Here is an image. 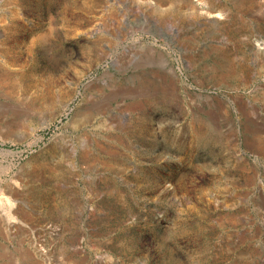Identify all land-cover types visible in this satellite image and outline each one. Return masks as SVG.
I'll return each instance as SVG.
<instances>
[{
	"label": "rangeland",
	"instance_id": "1",
	"mask_svg": "<svg viewBox=\"0 0 264 264\" xmlns=\"http://www.w3.org/2000/svg\"><path fill=\"white\" fill-rule=\"evenodd\" d=\"M19 2L0 264H264V0Z\"/></svg>",
	"mask_w": 264,
	"mask_h": 264
},
{
	"label": "bare ground",
	"instance_id": "2",
	"mask_svg": "<svg viewBox=\"0 0 264 264\" xmlns=\"http://www.w3.org/2000/svg\"><path fill=\"white\" fill-rule=\"evenodd\" d=\"M4 1L6 0H0V4H2ZM14 3V11H13V18L14 21L17 22L18 21V17H19V4H20V0H12ZM9 4V3H8ZM7 5V4H6ZM5 10V9H4ZM13 10V9H12ZM10 30V29H9ZM4 41V40H3ZM144 41H142L141 43H143ZM8 47V46H7ZM17 50V49H16ZM11 52V51H10ZM4 53L0 52V68H3L5 71H7V73H9V71L12 69H16L17 70V74H15V76H19V75H28L30 76V81L28 82V87L29 90L32 88H34L36 86V72L35 70H33L30 73H27L24 69V66H22L21 64L18 63V60L15 59V57H13V55L11 54L12 57L9 58H4ZM28 70V69H26ZM14 74V73H13ZM175 74V73H174ZM8 76V75H7ZM6 77V76H4ZM23 77V76H22ZM21 77V78H22ZM28 78V77H27ZM25 79V78H24ZM10 80V79H9ZM7 80V81H9ZM17 80V79H16ZM15 81V80H14ZM21 83V82H20ZM59 94V93H58ZM16 185V184H15ZM1 201V200H0ZM5 210H4V205L2 202H0V215L4 214ZM10 225V224H9ZM2 254H0V258H1ZM16 257V256H15ZM18 262V260H17Z\"/></svg>",
	"mask_w": 264,
	"mask_h": 264
}]
</instances>
